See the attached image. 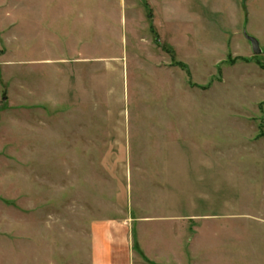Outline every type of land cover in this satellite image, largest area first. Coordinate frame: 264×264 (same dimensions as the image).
<instances>
[{
  "label": "rangeland",
  "instance_id": "1",
  "mask_svg": "<svg viewBox=\"0 0 264 264\" xmlns=\"http://www.w3.org/2000/svg\"><path fill=\"white\" fill-rule=\"evenodd\" d=\"M100 245L264 264V0H0V264Z\"/></svg>",
  "mask_w": 264,
  "mask_h": 264
},
{
  "label": "crops",
  "instance_id": "2",
  "mask_svg": "<svg viewBox=\"0 0 264 264\" xmlns=\"http://www.w3.org/2000/svg\"><path fill=\"white\" fill-rule=\"evenodd\" d=\"M100 250L103 252V254L98 258L97 264H109L108 262H110V258H112L115 252L111 250L110 247L104 245H100ZM101 260L102 262L100 263L99 261Z\"/></svg>",
  "mask_w": 264,
  "mask_h": 264
},
{
  "label": "water",
  "instance_id": "3",
  "mask_svg": "<svg viewBox=\"0 0 264 264\" xmlns=\"http://www.w3.org/2000/svg\"><path fill=\"white\" fill-rule=\"evenodd\" d=\"M246 36H247V39L250 40L252 43L253 51L255 53H260L261 48H260L259 40L254 36H250V35H246Z\"/></svg>",
  "mask_w": 264,
  "mask_h": 264
}]
</instances>
